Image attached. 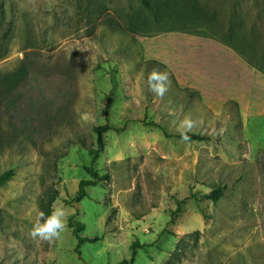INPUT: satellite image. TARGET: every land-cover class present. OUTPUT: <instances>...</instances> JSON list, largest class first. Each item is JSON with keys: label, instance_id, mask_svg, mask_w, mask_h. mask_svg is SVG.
I'll return each mask as SVG.
<instances>
[{"label": "rangeland", "instance_id": "rangeland-1", "mask_svg": "<svg viewBox=\"0 0 264 264\" xmlns=\"http://www.w3.org/2000/svg\"><path fill=\"white\" fill-rule=\"evenodd\" d=\"M147 1L151 8L144 0H0V88L25 94L15 79L35 65L31 93L43 90L65 114L60 124L27 126L22 94L9 110L6 127L25 129L0 153V175L15 170L0 187V264H114L132 257L135 241L143 248L134 264H165L175 250L174 264H264V113H245L224 86L179 79L167 64L168 35L153 39L215 37L264 69V0ZM153 68L169 73L162 99L147 89ZM189 114L204 139L174 136ZM105 124L119 131L103 135L93 158L95 128ZM87 167L109 179L74 201L91 178ZM218 186L217 202L202 197ZM60 205L68 213L60 237L32 238L40 213ZM71 215L85 223L82 235L98 238L80 252Z\"/></svg>", "mask_w": 264, "mask_h": 264}, {"label": "crops", "instance_id": "crops-1", "mask_svg": "<svg viewBox=\"0 0 264 264\" xmlns=\"http://www.w3.org/2000/svg\"><path fill=\"white\" fill-rule=\"evenodd\" d=\"M163 35H168L165 40L171 45L167 64L179 79L197 85L211 82L214 88L224 86L228 97L242 102L245 113H264L262 67L215 37L168 31L153 39Z\"/></svg>", "mask_w": 264, "mask_h": 264}, {"label": "trees", "instance_id": "trees-1", "mask_svg": "<svg viewBox=\"0 0 264 264\" xmlns=\"http://www.w3.org/2000/svg\"><path fill=\"white\" fill-rule=\"evenodd\" d=\"M144 4L146 7L151 8L150 3L147 0H144ZM35 68V69H34ZM31 74H34V79L36 81H39L40 74L39 71H37V68L35 65H24L21 72H19V75L15 80H18L20 83H23L26 85V93L19 92L18 89L12 88V89H5L0 88V153L8 146H11L15 143H18L20 140V133L24 131L25 128L19 127L18 124L13 123L12 128L9 129L6 127V123L8 120L6 119L7 115L9 114L10 109H15V104L18 99H20V94H22V98L26 99V103L28 105V111L29 114H27L26 123L27 126L31 124V121L35 120L36 118L39 121H49V122H57V124L62 123L63 119L62 117L65 116L60 109H52L51 105H54V100L51 99L48 94H46L43 90H40V93L37 95L32 94L31 90L33 89V85L31 84ZM10 123V124H11ZM115 129L119 131V128H115L114 126L105 124L101 125L95 128V131L97 133L96 136H98V148H93L90 150V154L93 158H96L98 155V152L102 150V148L105 147V140L103 135L110 129ZM163 128V127H162ZM165 133L168 134L167 130L163 128ZM191 136V140H202L204 139L203 136L196 134V133H189ZM175 137L180 138L179 133L174 134ZM31 142L33 145L36 144V140L34 138H31ZM88 173L91 175L90 179H81L79 182V189L75 192V194L72 196L74 201L80 202L83 198L88 196L87 187L88 186H96L101 181L109 179L108 174H101V172L94 170L92 167L86 168ZM15 175L14 168H10L6 171H4L0 175V187L5 186L8 181H10ZM224 195V187L218 186L213 188L211 191L204 193L202 195L203 198L207 200H211L213 202H217L222 196ZM194 197H198L197 193L193 194ZM182 201H180L181 204ZM178 210H181V206H178ZM75 215H71L69 217L70 219V225L73 229L74 234L76 235L78 239V244L76 246V251L80 252V245L84 243L86 240L95 241L98 238L96 237H89L82 235V232L85 229V223H83L80 220L74 219ZM130 248L132 250V257L130 259H122L114 264H134L135 261V255L136 250L138 248H143L142 244L140 242L135 241L132 242L130 245ZM177 251H173L171 254V257L165 264H174V259L176 257Z\"/></svg>", "mask_w": 264, "mask_h": 264}, {"label": "clouds", "instance_id": "clouds-1", "mask_svg": "<svg viewBox=\"0 0 264 264\" xmlns=\"http://www.w3.org/2000/svg\"><path fill=\"white\" fill-rule=\"evenodd\" d=\"M171 88L169 73L153 68L147 77V89L156 97L163 98ZM199 121L192 115H186L177 125L176 131L179 133L181 140L188 142L191 140L189 133L194 132L198 127ZM67 209L60 205L53 208L47 217L40 213L39 219L30 231L34 239H40L52 242L58 239L62 232L67 228ZM42 221V222H41Z\"/></svg>", "mask_w": 264, "mask_h": 264}]
</instances>
